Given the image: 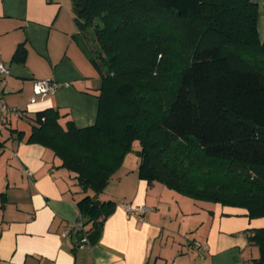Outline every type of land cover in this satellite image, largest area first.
<instances>
[{"label": "trees", "instance_id": "1", "mask_svg": "<svg viewBox=\"0 0 264 264\" xmlns=\"http://www.w3.org/2000/svg\"><path fill=\"white\" fill-rule=\"evenodd\" d=\"M74 2L82 7L74 9L80 40L94 27L99 44L92 55L81 41L101 78L96 122L63 126L60 111L47 108L34 114L26 141L49 147L76 173L85 193L77 203L81 239L99 234L114 212L116 202L98 196L136 142L141 179L264 217V40L257 3ZM250 238L264 264V227Z\"/></svg>", "mask_w": 264, "mask_h": 264}, {"label": "crops", "instance_id": "2", "mask_svg": "<svg viewBox=\"0 0 264 264\" xmlns=\"http://www.w3.org/2000/svg\"><path fill=\"white\" fill-rule=\"evenodd\" d=\"M254 1L264 40V0ZM0 59L10 69L0 73V100L10 107L0 115V264H258L260 248L250 237L264 217L150 183L139 177L137 160L126 165V158L98 196L116 202L101 232L88 242L76 230L64 234L80 218L77 203L85 193L52 149L26 140L34 114L47 108L60 111L63 126L97 119L101 78L69 1L0 0ZM42 78L57 89L32 102ZM126 204L148 210L139 218Z\"/></svg>", "mask_w": 264, "mask_h": 264}, {"label": "built area", "instance_id": "3", "mask_svg": "<svg viewBox=\"0 0 264 264\" xmlns=\"http://www.w3.org/2000/svg\"><path fill=\"white\" fill-rule=\"evenodd\" d=\"M0 73L4 76H7L10 73L9 67L1 59H0ZM57 86L58 85L50 78H42V79L35 80L34 85H33L34 94H33L31 101L36 102L38 96H47L50 94H54L57 89ZM9 109L10 107L4 101L0 100V115L8 111ZM11 110L16 115L21 114V110H19L18 108H12ZM27 173L29 175L31 174V172L29 171ZM125 208L128 213L137 215L139 216V218H141L140 217L141 214H143L144 212L148 210V208L145 205L132 206V205L126 204ZM82 228H84V225H83L82 216H80V218L74 224L67 227L64 234H68L69 232H72L74 230L78 231ZM88 240L89 239L86 235L82 237L83 242H88Z\"/></svg>", "mask_w": 264, "mask_h": 264}, {"label": "rangeland", "instance_id": "4", "mask_svg": "<svg viewBox=\"0 0 264 264\" xmlns=\"http://www.w3.org/2000/svg\"><path fill=\"white\" fill-rule=\"evenodd\" d=\"M69 1V4H70V9L73 11V4H74V0H68ZM95 24H100V21L99 20H96ZM81 41L82 43L88 48V50L90 51V53L92 55H96L98 53V50H99V44L97 43L96 41V35H95V28L92 27L88 30H85L84 33H82V38H81ZM169 88H171V84L169 85ZM23 124H26L27 121H22ZM21 123V124H22ZM139 148L138 146V142H136L134 144V150L130 151L127 155H126V162L125 164L126 165H130V164H134L135 161L137 160V164H138V167L140 165V156L138 155V153L136 152V150ZM0 167H2V165L0 164ZM2 169V168H1ZM72 183V182H71ZM73 183L75 185V181L73 180ZM73 185V186H74ZM77 185V184H76ZM77 187V186H76ZM78 190L82 191V188L80 186H78ZM105 191V189H104ZM103 191V192H104ZM102 192V193H103ZM84 193V192H83ZM90 194H92V192L90 191L89 192ZM101 193V194H102ZM100 194V195H101ZM105 194V193H104ZM104 197L101 195V198ZM160 243H157L156 244V249L158 246H160ZM159 248V247H158Z\"/></svg>", "mask_w": 264, "mask_h": 264}, {"label": "water", "instance_id": "5", "mask_svg": "<svg viewBox=\"0 0 264 264\" xmlns=\"http://www.w3.org/2000/svg\"><path fill=\"white\" fill-rule=\"evenodd\" d=\"M79 5H80V3H79V2H74V4H73V8H74V9H76V10H81V9H82V7H81V8H79Z\"/></svg>", "mask_w": 264, "mask_h": 264}]
</instances>
